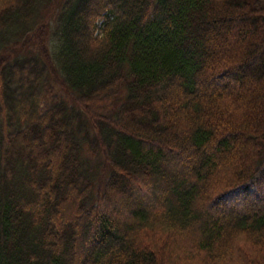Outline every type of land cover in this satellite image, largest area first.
<instances>
[{
	"label": "trees",
	"instance_id": "16d2710c",
	"mask_svg": "<svg viewBox=\"0 0 264 264\" xmlns=\"http://www.w3.org/2000/svg\"><path fill=\"white\" fill-rule=\"evenodd\" d=\"M0 264H264V0H0Z\"/></svg>",
	"mask_w": 264,
	"mask_h": 264
},
{
	"label": "rangeland",
	"instance_id": "374dc122",
	"mask_svg": "<svg viewBox=\"0 0 264 264\" xmlns=\"http://www.w3.org/2000/svg\"><path fill=\"white\" fill-rule=\"evenodd\" d=\"M211 100V99H210ZM212 101V100H211ZM90 157H93L92 155ZM91 165H93V162L91 161ZM96 167V165L94 166ZM128 208V206H126ZM131 208V207H130ZM232 211V210H231Z\"/></svg>",
	"mask_w": 264,
	"mask_h": 264
}]
</instances>
